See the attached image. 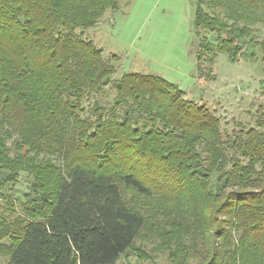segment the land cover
Returning <instances> with one entry per match:
<instances>
[{"label":"trees","instance_id":"1","mask_svg":"<svg viewBox=\"0 0 264 264\" xmlns=\"http://www.w3.org/2000/svg\"><path fill=\"white\" fill-rule=\"evenodd\" d=\"M193 1L198 77L219 53L234 62L264 46L250 28L264 23V0ZM118 8L0 0V192L30 165L41 203L8 225L7 264H114L145 223L122 188L197 211L207 236L177 247L169 264H264V112L230 135L176 84L116 76V55L83 32Z\"/></svg>","mask_w":264,"mask_h":264},{"label":"rangeland","instance_id":"2","mask_svg":"<svg viewBox=\"0 0 264 264\" xmlns=\"http://www.w3.org/2000/svg\"><path fill=\"white\" fill-rule=\"evenodd\" d=\"M117 2L118 11L107 10L97 24L86 27L83 32V37L100 47L105 57L109 59L112 54L116 55V60L111 58L116 76L123 72H138L157 75L176 84L184 91L186 99L205 104L219 117L223 133L231 135L240 126H254L256 118L264 112V61L261 60L264 46L255 47L254 58L253 55H242L234 62L219 53L211 69L205 65L206 71L209 69L207 74L198 77L193 0ZM204 8L215 11L205 4ZM250 26L254 39L261 43L264 23L258 21ZM249 49H246L248 53ZM52 163L57 161L48 160L47 165ZM29 167L26 171L20 168L10 182L12 187L2 188L0 192V264H7L9 259L5 242L13 238L7 232V229L11 231V227H7L12 218L23 219L41 205L30 187L33 176ZM43 170L46 173L52 171ZM122 196L144 216L145 223L114 264H169L177 247L183 243L199 244L201 235L207 236L205 231L198 233L197 227L195 229L197 211L185 209L186 203L180 199L149 198L126 188H122ZM193 259L188 258V263L194 264Z\"/></svg>","mask_w":264,"mask_h":264}]
</instances>
